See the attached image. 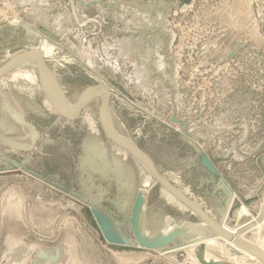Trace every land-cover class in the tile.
I'll return each instance as SVG.
<instances>
[{"label": "rangeland", "instance_id": "rangeland-1", "mask_svg": "<svg viewBox=\"0 0 264 264\" xmlns=\"http://www.w3.org/2000/svg\"><path fill=\"white\" fill-rule=\"evenodd\" d=\"M155 5L151 17L141 11ZM43 37L58 46L42 58L66 97L109 86L122 132L160 174L209 215L228 211L229 225H260L249 239L264 242V0H0V65ZM25 75L0 77V264H199L182 238L168 251H117L100 239L84 211L89 203L132 242L126 216L140 164L127 154L133 176L122 185L85 168L92 131L111 165L118 147L102 131L98 100L69 120ZM203 155L216 174L201 164ZM154 181L145 194L146 229L161 230L166 218L200 224ZM124 198L126 205L115 204ZM242 206L250 213L238 216ZM206 249L233 263L222 243Z\"/></svg>", "mask_w": 264, "mask_h": 264}, {"label": "bare ground", "instance_id": "bare-ground-1", "mask_svg": "<svg viewBox=\"0 0 264 264\" xmlns=\"http://www.w3.org/2000/svg\"><path fill=\"white\" fill-rule=\"evenodd\" d=\"M156 8H157V6L155 5L154 9L153 8L152 9H147V10L144 9V10H141V11H145L151 17V16H153V14H154L153 11ZM141 19L142 18L140 16L136 20L141 22L142 21ZM161 21H162V19H161ZM150 23L152 25H154L156 23V21L152 23V21L150 20ZM57 25H58V21H57ZM46 32H48V31H46ZM27 35L29 37H31L30 41H32V42L35 41L34 35L31 32H28ZM55 35L56 34H54L52 36L53 37L58 36V35H56V36ZM43 39L44 40L42 42H38L33 47H31L32 50H29V51L25 50L24 52H21L20 54H18L19 58L17 60L12 61L13 62L12 65L10 64V67L7 68V70L3 74V76L6 73H8L9 70L11 72H13L16 69H25V72H27V75H25V77L23 78V80L25 82L27 81V77H29L30 75H31V77L33 76L34 80L41 86L42 92L46 96V100L48 101V104H50V106L53 107L52 101H51V99H49V98H52V100L56 104V107L60 111H63L67 115H72V114H74L76 112V110H77L82 98L85 95V92L82 91L81 94L78 93L76 95H73L71 98L66 97L63 94V91L60 89L59 85L57 84V82L55 80V77L53 76V74L50 72V70L46 66V64H45V71H44L45 73H43L42 68H41L40 56L41 55L42 56H50L51 55L50 51H52V45H50V44H53V43L50 42V40H49L50 38L47 39V38L43 37ZM64 43H66V42H64ZM35 51L40 53L39 54L40 56L38 54H35L36 53ZM135 54H136V52H135ZM136 55L137 56H135V57L138 60L139 59L138 58V54H136ZM42 56H41V58H42ZM10 58H8L6 61H4L3 64L0 65V70L6 64H9L11 62L10 60L12 58L11 59ZM43 61H44V59H43ZM44 63H45V61H44ZM9 74H7V75H9ZM4 95L6 96V94H4ZM105 97H106V92L102 88L99 87V88L95 89L90 94L89 100H88V102L86 103V105L84 107H86L92 99L96 98L98 100V102H99V109H100L102 103L105 100ZM8 105H9L8 107L10 108V110L13 111L14 113H16V116L18 118H21L20 114L12 107V105L11 104H8ZM29 106H32V107L35 106L36 107V104H34L31 101V102H29ZM54 110H56V109H54ZM105 125L108 128V130L116 138H118L122 142H124V143H126L128 145H136L131 140V138L129 136L125 135L122 132L120 123L117 121V117L112 113L110 105H109L108 111L106 113ZM0 127H2V126H0ZM32 135H34V134H32ZM90 136H92V137H91V139H90V141H89V143L87 145V155H86V159H85V162H84L85 163L84 164L85 168H88V169L91 168L93 170H97V171L101 172L103 175L108 174V176L112 177V178L115 177L116 181L119 182V185L120 184L122 185V184H125V183L129 184L128 183L129 182V177L133 176L132 175L133 174L132 167L125 162L127 154L131 155L133 157V159L136 160L140 164V168L142 169L141 172H142L143 178L141 180V186L139 187V189H137V192H140L142 194V196L144 198V203H143V206H142V209H141V212H140L138 224H139V228H140L141 233L147 239H152V238H156V237H159V236H164V235L169 234V233H171V232L176 230V231H180V233H181L180 236L178 237V238H182L183 243L181 245L186 246L189 249L192 248L194 250L195 256H196V253L198 251V247H200V245L204 246V250H203V253H202V258H203V260L205 262H215V263L228 264V263H226V262H224L222 260H219L217 258L210 257L208 255L207 251H206L207 250L206 247L209 244L222 243L223 246L229 247L230 249H232L231 252L233 254H231L232 255L231 259L233 260V263H230V264H239V262H237V257H236L238 254L247 255V256L251 257V259L253 258L254 260H257V264H264V242L262 240H260V239H259V241L257 240V242H253V241H251L249 239V235L252 233V226H253L252 224H247V225H243V226H241L239 224H237V225L234 224V226L229 225L227 223V219L229 218L228 211L225 214H222L223 212L221 213L219 211V217L218 218L215 217V215H217V213L214 216L210 215L213 218V220L215 221V223L218 224L222 228V230L224 232H226L227 234L232 236V238H237L239 241L245 243L248 246V248H244V247L240 246V244H237V243L233 242L232 240H227V239L223 238L222 236H220L218 234V232L210 224H208L205 220L201 219L198 215L194 214L189 208H187L183 203L178 201L174 196H172L164 188H162V190L166 193V195L170 199L176 200V202H178V204L180 206L184 207L185 209H188L192 214L197 216L199 218V223L200 224H198V223L197 224H187L189 222L181 223V222H177L174 219L166 218V219H164L165 222H166V225L162 226L163 228L161 230H159L157 232H154L152 234L149 231V229H146V227L144 225V221H145L144 220L145 194H146V192L148 190L147 188L149 187L150 180L153 179L152 176H151V171H150L149 167L147 166L146 161L142 157L130 153L129 151H127L126 149L118 146L115 143L116 146H118V147L116 149V153L112 154V157L114 159V165H111L108 162V160L106 159V157H105V155L103 153L102 143L96 137H94V136H97V133L92 131ZM13 144H16V145H19V146L22 145L21 142L17 143V142H14V141H13ZM108 164H110V165H108ZM162 177L166 181H168L164 176H162ZM173 187H175V186H173ZM176 190H178L179 192L183 193L178 188H176ZM231 197H233V195H231ZM83 201L85 202L86 200H83ZM116 202H117L116 205H121V203L126 205L127 204V199L124 198L123 202L122 201L121 202L120 201H116ZM132 203H133V201H132ZM168 203H169V201H168ZM93 206L94 207H98L97 205H93ZM131 206H132V204H131ZM184 208H183V210H184ZM237 212H238L237 213L238 216L242 215V214L244 215V214H249L250 213L249 209L244 207V206L240 207V209L237 210ZM207 213H208V211H207ZM126 217H129V216H126ZM111 220H112L113 225H115L113 219H111ZM142 222H143V226H142ZM259 222H261V221H259ZM128 223H129V220H128ZM115 227H116L117 231H119V229H118V227L116 225H115ZM149 228H151V227H149ZM253 228L254 229L257 228V230H259L260 225H256L255 224L253 226ZM132 244H134V245L136 244L134 238L132 240ZM169 246L162 247V248H157L155 250H161V251L164 250L165 251V249H167V251H168ZM172 246H174V245H172ZM169 252H171V251H169ZM197 261H198V259H197ZM199 264H200V262H199Z\"/></svg>", "mask_w": 264, "mask_h": 264}, {"label": "water", "instance_id": "water-1", "mask_svg": "<svg viewBox=\"0 0 264 264\" xmlns=\"http://www.w3.org/2000/svg\"><path fill=\"white\" fill-rule=\"evenodd\" d=\"M35 54H40L37 51H35ZM40 56V55H39ZM19 58L18 55L14 56L10 61L9 64H6L1 70H0V77L3 76V74L6 72L7 68L10 67V64L12 65V61L17 60ZM40 61H41V68L43 73H45V63L43 59L40 56ZM102 88L106 92V97L104 102L102 103L100 109H99V122L102 128L103 133L105 136L112 140L114 143H116L118 146L126 149L130 153L142 157L146 163L147 166L149 167L151 171V176L155 180L156 183H158L162 188H164L166 191H168L172 196H174L178 201L183 203L187 208H189L194 214L198 215L201 219L205 220L208 224H210L220 236L227 240H232L233 242L240 244V246L244 248H248V246L239 241L237 238H232L229 234L224 232L222 228L215 223L213 218L206 212L204 209L198 205L194 200L186 196L185 194L179 192L176 190L175 187L169 182L166 181L160 172L157 170L156 166L154 165L152 159L150 156L144 152L142 149H140L137 145H128L118 138H116L106 127L105 125V117L106 113L109 108V102H110V90L108 86L102 85V84H97L93 86H88L87 88L84 89L83 92H85L84 97L82 98L76 112L72 115H67L63 111H60L57 107L55 102L51 99L53 108H55L58 112V114L68 118L69 120H73L78 117L79 113L83 109V107L86 105V103L89 100L90 94L97 88ZM48 97V96H47ZM201 164L207 168L209 171L213 172L216 174V171L214 170V167L206 156L201 157ZM86 202V201H85ZM144 203V198L140 192H137L132 206L130 210L129 217H126L127 220H129V229L132 232L133 238L135 240V245L132 244L130 240H128L124 235H122L119 231H117L115 225L112 223V218L108 215L102 212L101 210L97 209L94 207L91 203H89L90 207L85 206L84 211L88 216H92L94 218V223L93 226L98 228L100 231V239L107 242L111 248L117 251H135L138 249H146V250H152V249H157V248H162L169 246L171 243H173L179 236H180V231H173L169 234H166L164 236H159L156 238L152 239H147L140 231L138 220L140 216V212L142 209ZM117 204V202H115ZM204 250V246L200 245L198 247V251L196 253V258L200 262V264H222V263H215V262H205L202 258V253Z\"/></svg>", "mask_w": 264, "mask_h": 264}, {"label": "crops", "instance_id": "crops-1", "mask_svg": "<svg viewBox=\"0 0 264 264\" xmlns=\"http://www.w3.org/2000/svg\"><path fill=\"white\" fill-rule=\"evenodd\" d=\"M51 43H53L52 41H50ZM50 45H52V51H56L57 49H58V46L55 44V43H53V44H50ZM51 54V53H50ZM42 56V55H41ZM44 57V56H43ZM103 85V84H102ZM264 205V204H263ZM238 213V212H237ZM253 226L255 225V224H252ZM253 226H252V229H253ZM185 240V239H184Z\"/></svg>", "mask_w": 264, "mask_h": 264}, {"label": "flooded vegetation", "instance_id": "flooded-vegetation-1", "mask_svg": "<svg viewBox=\"0 0 264 264\" xmlns=\"http://www.w3.org/2000/svg\"><path fill=\"white\" fill-rule=\"evenodd\" d=\"M141 56V54L140 55H138V60H137V64L139 65H141V64H144V60H143V58L142 57H140ZM143 56V55H142ZM145 78V76L143 77V79ZM147 78H149V76L147 77Z\"/></svg>", "mask_w": 264, "mask_h": 264}]
</instances>
